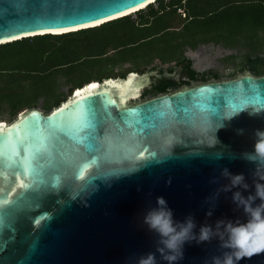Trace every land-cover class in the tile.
<instances>
[{"label": "water", "instance_id": "1", "mask_svg": "<svg viewBox=\"0 0 264 264\" xmlns=\"http://www.w3.org/2000/svg\"><path fill=\"white\" fill-rule=\"evenodd\" d=\"M154 2L0 0V44L98 26ZM130 75L135 87L107 83ZM153 75L95 80L49 112L31 107L0 124V264H138L149 252L168 264L144 222L157 196L176 221L191 214L197 237L210 227L175 264H220L225 255L264 264V74L141 99Z\"/></svg>", "mask_w": 264, "mask_h": 264}, {"label": "trees", "instance_id": "2", "mask_svg": "<svg viewBox=\"0 0 264 264\" xmlns=\"http://www.w3.org/2000/svg\"><path fill=\"white\" fill-rule=\"evenodd\" d=\"M132 14L0 44V121L31 107L49 112L76 88L131 71L159 73L141 99L194 81L264 74V0H155ZM203 43L232 50L220 58L223 71L193 67L184 51ZM175 65L183 72L165 76Z\"/></svg>", "mask_w": 264, "mask_h": 264}, {"label": "clouds", "instance_id": "3", "mask_svg": "<svg viewBox=\"0 0 264 264\" xmlns=\"http://www.w3.org/2000/svg\"><path fill=\"white\" fill-rule=\"evenodd\" d=\"M218 131V129H217ZM258 155L264 156V152L257 150ZM233 179L236 181L243 180V173L233 174ZM264 179V177H262ZM156 207L150 209L144 217V222L149 229L156 231L159 234L157 252L160 253L162 259L168 264H175L183 258L184 245L192 239L200 240L208 239V225H202L200 228L199 237L192 231L196 227L195 219L189 216L183 221H176L173 215V209L168 206L167 200L163 196L156 197ZM210 215L211 213H207ZM206 229L208 231H206ZM220 258H214L219 260ZM138 264H156V255L149 252L146 256H142ZM220 264H234L231 255H225Z\"/></svg>", "mask_w": 264, "mask_h": 264}, {"label": "rangeland", "instance_id": "4", "mask_svg": "<svg viewBox=\"0 0 264 264\" xmlns=\"http://www.w3.org/2000/svg\"><path fill=\"white\" fill-rule=\"evenodd\" d=\"M132 15L135 17L134 13ZM231 51V49L223 47L219 44L203 43L198 45L195 49L186 48L185 54L191 59L193 67L199 71L208 68H214L223 71V65L220 62V58ZM155 63H157V61ZM127 64L128 63H126V65ZM175 77H177V75H175ZM196 82L198 81H194L192 83ZM145 83H148V80H146ZM139 99L131 100L130 102H134ZM5 122L7 123V121Z\"/></svg>", "mask_w": 264, "mask_h": 264}, {"label": "bare ground", "instance_id": "5", "mask_svg": "<svg viewBox=\"0 0 264 264\" xmlns=\"http://www.w3.org/2000/svg\"><path fill=\"white\" fill-rule=\"evenodd\" d=\"M107 83H110V84H116L118 85V87L120 88H125V87H129V86H136L135 85V82H134V76L133 75H130L128 77L127 80H125L124 82L122 81H117V80H114V81H111V80H108ZM92 85H96V87H98L100 84L98 82H96L95 80H93L91 83H87L85 86L81 87V88H76L74 93H80V92H83L85 90H88V89H93V88H96V87H91ZM0 124L4 125L6 124L5 121H0Z\"/></svg>", "mask_w": 264, "mask_h": 264}, {"label": "snow or ice", "instance_id": "6", "mask_svg": "<svg viewBox=\"0 0 264 264\" xmlns=\"http://www.w3.org/2000/svg\"><path fill=\"white\" fill-rule=\"evenodd\" d=\"M91 87H96V85H92ZM78 94V93H77ZM88 95H95V93H89ZM84 99V97H81V100H83ZM72 103H75V102H72ZM65 108H67L68 107V105H65L64 106ZM64 109H58L57 110V112H55V113H53L52 114V117L53 118H55L56 117V115H57V113H59V112H61V111H63ZM17 127V125H13L12 126V128L13 129H15ZM0 131H2V126H0ZM63 130L61 129L60 130V132H62ZM57 134H59V133H57ZM90 147H91V145H90ZM262 147H264V145H262ZM141 155H143V153H141ZM28 162H27V158L25 157V158H22V160H21V162H20V164L18 165V170L19 169H24L25 167H26V164H27Z\"/></svg>", "mask_w": 264, "mask_h": 264}, {"label": "flooded vegetation", "instance_id": "7", "mask_svg": "<svg viewBox=\"0 0 264 264\" xmlns=\"http://www.w3.org/2000/svg\"><path fill=\"white\" fill-rule=\"evenodd\" d=\"M200 45V44H199ZM186 52V50L184 51V53ZM176 73L175 75H179L180 73H182L183 72V70H182V66L181 65H175V69H174V71H173V73ZM172 73V72H171ZM166 74V73H165ZM166 76V75H165ZM175 77V76H174ZM174 77H170V78H174Z\"/></svg>", "mask_w": 264, "mask_h": 264}]
</instances>
